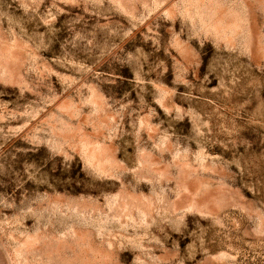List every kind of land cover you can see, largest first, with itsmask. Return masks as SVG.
I'll list each match as a JSON object with an SVG mask.
<instances>
[{"label":"rangeland","instance_id":"374dc122","mask_svg":"<svg viewBox=\"0 0 264 264\" xmlns=\"http://www.w3.org/2000/svg\"><path fill=\"white\" fill-rule=\"evenodd\" d=\"M0 264H264V0H0Z\"/></svg>","mask_w":264,"mask_h":264}]
</instances>
